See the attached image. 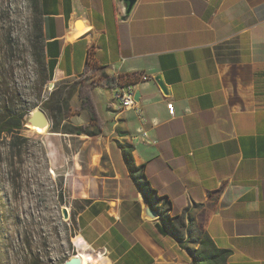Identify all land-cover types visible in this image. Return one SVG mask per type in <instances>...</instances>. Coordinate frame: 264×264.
<instances>
[{
    "label": "crops",
    "instance_id": "crops-1",
    "mask_svg": "<svg viewBox=\"0 0 264 264\" xmlns=\"http://www.w3.org/2000/svg\"><path fill=\"white\" fill-rule=\"evenodd\" d=\"M39 8L50 86L73 84L91 59L96 77L141 95L137 109L121 110L114 89L84 79L70 98L73 126L90 127L76 136L95 169L84 180L98 192L76 217L89 264H193L200 246L189 230L226 251V264H264V0H138L126 20L117 0ZM81 84L101 131L77 111ZM124 150L143 168L155 219Z\"/></svg>",
    "mask_w": 264,
    "mask_h": 264
},
{
    "label": "rangeland",
    "instance_id": "rangeland-1",
    "mask_svg": "<svg viewBox=\"0 0 264 264\" xmlns=\"http://www.w3.org/2000/svg\"><path fill=\"white\" fill-rule=\"evenodd\" d=\"M33 9L34 0H0V113L4 106L28 113L39 106L51 120L47 134L24 127L15 144L0 136V264H64L74 255L89 264L73 218L95 169L82 139L65 133L73 113L60 112L58 102L62 94L69 104L68 88L78 85L41 84L30 44Z\"/></svg>",
    "mask_w": 264,
    "mask_h": 264
},
{
    "label": "trees",
    "instance_id": "trees-1",
    "mask_svg": "<svg viewBox=\"0 0 264 264\" xmlns=\"http://www.w3.org/2000/svg\"><path fill=\"white\" fill-rule=\"evenodd\" d=\"M32 32L30 35V44L32 49V57L34 59L35 64L38 67L39 74L41 75V84L45 83L49 80V71L45 61L44 54V46H43V33H42V24H41V15L39 8V0H34V9H33V19L31 24ZM99 66L97 62H92L91 59H88V63L86 66V70L81 74L80 78L75 81L76 85L81 83L80 80L91 79L92 86H102L106 89H114L117 85L116 78H97L96 72ZM72 89V90H71ZM75 88H68V96H72ZM79 96L83 101V104L80 108L77 109L78 112L83 110H88L92 117V124L96 127L97 132L102 129V121L99 117L98 111L96 109V105L93 101L92 94L89 88L84 85H80L79 87ZM54 94H57L54 93ZM59 94V93H58ZM6 96V94H4ZM62 94L58 97L59 111L61 112L63 109H69L70 105L68 104L67 99H62ZM11 102L13 100L11 99ZM70 102V99H69ZM46 112L47 109L43 108ZM28 114V112H19L15 108L9 110L5 106L3 107V113H0V136L5 135L6 137L11 138L13 144H15V140L17 139L21 130L24 129L22 121L23 118ZM51 132H57L55 124L52 128ZM87 127H67L65 130L66 134H76L81 135L83 133H87ZM133 152V151H132ZM129 154L126 150H124V158L128 164L129 170L131 171V175L133 179L136 181V184L140 187L143 193L149 198L150 191L147 188L146 178L143 173L142 167H137L134 164L133 155ZM90 200H83L81 202V206L76 209V212L84 210L89 204ZM73 224H76V218H73ZM174 224L178 228H183L184 223L181 221V218H177L174 221ZM189 238L193 240V242L199 244L198 250H191L193 264H226V258L228 253L223 250H219L216 248L212 239L205 234H202L198 230H189Z\"/></svg>",
    "mask_w": 264,
    "mask_h": 264
},
{
    "label": "water",
    "instance_id": "water-1",
    "mask_svg": "<svg viewBox=\"0 0 264 264\" xmlns=\"http://www.w3.org/2000/svg\"><path fill=\"white\" fill-rule=\"evenodd\" d=\"M117 1L122 6L120 19L122 20L128 19L138 0H117ZM155 81L157 82L158 86L160 87V89L163 91L164 94L170 95V90L166 86L161 75L156 76ZM140 96H141L140 92L136 90V96H135L136 103L140 102ZM22 124L23 127L29 128L33 131L34 129H45L46 132H48L51 126V120L47 112L41 107L37 106L34 107L32 110H30L29 113L23 118ZM142 195L144 196L143 202L145 204L144 212L146 218L148 219L157 218L158 214L150 207L147 196L144 193H142ZM63 215L65 219L68 218V211L66 208L63 209ZM98 254L103 255L104 250H100ZM64 264H82V260L78 255H74L68 260H66Z\"/></svg>",
    "mask_w": 264,
    "mask_h": 264
},
{
    "label": "built area",
    "instance_id": "built-area-1",
    "mask_svg": "<svg viewBox=\"0 0 264 264\" xmlns=\"http://www.w3.org/2000/svg\"><path fill=\"white\" fill-rule=\"evenodd\" d=\"M144 79H147V77H144ZM113 92H114V98L120 104L121 110L137 109L136 108V102H135L136 89H135L134 85H132V84H121V83L117 82V85L114 88ZM167 108L169 110L170 115L174 116L175 112H174L173 103H168ZM138 115H139L141 121L144 123L146 120L142 116L140 110H138ZM143 136L146 137L147 133L144 132Z\"/></svg>",
    "mask_w": 264,
    "mask_h": 264
},
{
    "label": "bare ground",
    "instance_id": "bare-ground-1",
    "mask_svg": "<svg viewBox=\"0 0 264 264\" xmlns=\"http://www.w3.org/2000/svg\"><path fill=\"white\" fill-rule=\"evenodd\" d=\"M34 131H36L39 134L47 133L45 129H34ZM97 193L98 192H97L95 186H92L91 184H84L82 187V195H83L84 199H90L91 197H93ZM78 256L81 258L82 264H85V262H86L85 257L80 256V255H78Z\"/></svg>",
    "mask_w": 264,
    "mask_h": 264
}]
</instances>
